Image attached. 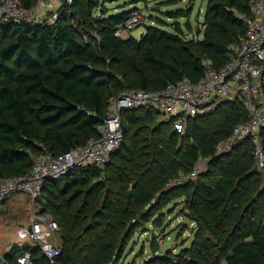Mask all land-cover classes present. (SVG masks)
Segmentation results:
<instances>
[{"label":"trees","instance_id":"trees-1","mask_svg":"<svg viewBox=\"0 0 264 264\" xmlns=\"http://www.w3.org/2000/svg\"><path fill=\"white\" fill-rule=\"evenodd\" d=\"M20 1L31 8L37 0ZM118 1L73 0L50 24L0 22V179L27 174L43 152L59 156L98 138L122 90L160 91L183 78L200 80L205 60L224 65L245 32L238 15L249 11V0H208L201 29L186 37L190 2L166 13L185 23L156 19L139 39H122L115 31L138 9L104 7ZM247 118L240 105L220 104L187 119L179 134L151 109L122 113L123 142L104 169L76 168L44 182L40 198L47 195L44 210L60 229L59 256L51 262L26 243L4 263L18 264L28 251L34 264H116L135 231L183 197L194 224L190 246L143 264H264V176L252 142L214 153ZM260 138L264 145V131ZM200 159L208 160L205 171L168 188Z\"/></svg>","mask_w":264,"mask_h":264},{"label":"built area","instance_id":"built-area-1","mask_svg":"<svg viewBox=\"0 0 264 264\" xmlns=\"http://www.w3.org/2000/svg\"><path fill=\"white\" fill-rule=\"evenodd\" d=\"M72 3L73 0H37L33 7L25 8L20 0H0V22L50 24L57 19L62 6ZM248 5V14L238 15L245 32L230 45V58L224 65L215 69L211 61L205 60L204 75L200 80L193 82L183 78L168 83L160 91L122 90L110 100L106 118L98 126V138H91L85 145L59 156L43 152L34 158L27 174L0 179V207L14 195L28 197L35 207L46 180H57L76 168L104 169L123 142L122 113L138 108L153 110L160 120H172L173 129L183 134L187 119L205 116L220 104L240 105L248 115L247 120L235 125L230 135L216 144L214 153L216 156L226 155L239 142L249 139L257 166L264 176V145L260 138L264 131V0H249ZM40 13L45 18L40 19ZM145 18L140 10L132 11L114 35L127 38ZM94 39L99 40L96 36ZM207 161L200 159L189 173L170 181L168 186L179 187L194 180L205 171ZM59 230L58 224L47 215L33 214L29 228L21 225L17 237L38 246L41 253L53 262L60 253L55 238ZM17 263L34 264L31 253H22L17 257Z\"/></svg>","mask_w":264,"mask_h":264},{"label":"rangeland","instance_id":"rangeland-1","mask_svg":"<svg viewBox=\"0 0 264 264\" xmlns=\"http://www.w3.org/2000/svg\"><path fill=\"white\" fill-rule=\"evenodd\" d=\"M119 0L118 2L105 4L104 7L109 11L126 6L127 9L136 8L145 15L143 24L129 33V36L139 39L140 35L145 33L147 27L156 25L157 20L166 23H185V19L173 20L168 18L166 13L178 9H184L188 3L190 5L191 15L189 22L191 31L184 30L186 37L196 36L201 29L200 23L204 18L205 7L208 0ZM175 1V2H173ZM139 2V3H138ZM98 10V9H97ZM96 10L95 16L98 15ZM45 15L39 14L40 19ZM150 16V17H149ZM128 36V37H129ZM124 39V38H122ZM128 135L124 139V143H129ZM105 175H109L108 168ZM168 186V185H167ZM169 189L177 188V186H168ZM35 207L28 197L15 195L10 200L9 205L0 213V264L2 256L5 254L17 255L21 253L22 246L26 244L17 237L16 229L18 225L29 228L30 216L47 215L52 219L48 211L44 210L47 205V195H43ZM185 198H174L171 203L163 207L161 217L154 224L146 223L143 227L138 228L130 240L126 243L121 259L116 264H143L145 260L150 259L154 255H165L170 253L176 255L184 248H188L193 237V222L188 218L187 210L184 205ZM155 219L152 218L151 221ZM18 230V229H17ZM57 243L60 244L58 236H55ZM19 250V251H18Z\"/></svg>","mask_w":264,"mask_h":264},{"label":"crops","instance_id":"crops-1","mask_svg":"<svg viewBox=\"0 0 264 264\" xmlns=\"http://www.w3.org/2000/svg\"><path fill=\"white\" fill-rule=\"evenodd\" d=\"M15 196V195H14ZM14 196H11V197H9L5 202H4V204L0 207V209H2V210H0V213H2L4 210H5V208L9 205V203H10V200L9 199H11L12 197H14ZM17 196H21V195H17ZM21 197H23V196H21ZM19 227L21 226V225H18ZM18 229V228H17ZM17 229H16V231H17ZM2 258H3V256H2ZM3 260V259H2Z\"/></svg>","mask_w":264,"mask_h":264},{"label":"water","instance_id":"water-1","mask_svg":"<svg viewBox=\"0 0 264 264\" xmlns=\"http://www.w3.org/2000/svg\"><path fill=\"white\" fill-rule=\"evenodd\" d=\"M0 210H2V209H0Z\"/></svg>","mask_w":264,"mask_h":264}]
</instances>
